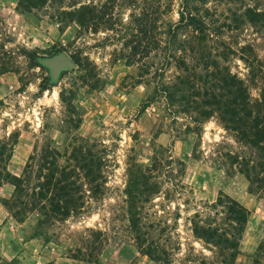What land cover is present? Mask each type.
Segmentation results:
<instances>
[{"label":"rangeland","instance_id":"rangeland-1","mask_svg":"<svg viewBox=\"0 0 264 264\" xmlns=\"http://www.w3.org/2000/svg\"><path fill=\"white\" fill-rule=\"evenodd\" d=\"M183 2L62 0L30 12L19 7L20 0H0V72L10 70L0 75V138L19 133L8 170L21 176L31 156L39 158L50 149L57 150L65 164L76 147L90 144L92 153L104 158L107 178L104 193L85 200V214L47 228L44 236L36 214L19 222L2 205L14 191L4 184L0 264H164L136 247L124 193L129 168L151 166L159 146L165 148L166 158L185 166L184 176L178 178L184 196L167 200L161 193L151 204L173 227L172 241H161L172 251L171 264L220 261L215 248L195 238L190 220L196 210L210 205L212 214L225 217L224 208L217 206L224 196L250 212L234 264H264V194L250 191L236 163L249 148L225 129L218 115L202 120L179 104L171 106L161 91L180 75L172 59L180 55L200 66L197 73L204 77V65L217 63L259 99L264 90V29L244 22L242 16L247 9H264V1L189 0L190 11L206 23L199 54L192 57V45L185 41L198 33L181 29L172 36V45L166 35V24L180 20ZM76 6L94 8L97 19L83 27L74 18L58 19L61 10ZM248 46L253 53L241 51ZM60 53L76 67L54 79L40 59ZM249 54L261 60L244 61ZM169 188L171 181L162 192ZM88 230L102 234L96 262L72 257L79 236L88 235Z\"/></svg>","mask_w":264,"mask_h":264},{"label":"trees","instance_id":"trees-1","mask_svg":"<svg viewBox=\"0 0 264 264\" xmlns=\"http://www.w3.org/2000/svg\"><path fill=\"white\" fill-rule=\"evenodd\" d=\"M49 2L62 3V0H20L19 7L31 12L44 8ZM188 2L189 0L183 2L180 20L177 23L166 24L168 28L166 35L170 36L168 44L172 45L174 44L172 36L177 35L181 29L191 28L198 33L197 37L193 36L192 39L185 41L187 45H192L188 50L192 57L199 54L204 41L202 35L206 23L200 16L190 11ZM85 10H88L87 13ZM95 14L94 8L76 6L71 11L61 10L58 19L74 18V21L83 27L86 22L91 23L97 19ZM102 18L105 20L107 16L104 15ZM242 19L255 28L264 29V9H247ZM108 20L111 23L110 27L113 28L112 19ZM194 43L198 46L196 47ZM251 49L249 46L242 47L241 51L253 53ZM172 59L179 65L180 75L175 81L164 85V89L161 90L164 98L171 106L179 104L186 112L196 113L202 120L218 115L225 129L233 132L237 140L249 148L250 153L236 163L240 172L246 176L250 191L264 194V90L259 99H253L243 80L219 67L215 62L214 67L204 65L207 71L204 77L197 73L200 66L194 62L189 63L180 55L172 56ZM243 59L261 60L256 56L252 57L251 54ZM211 67L214 71L209 69ZM250 67L254 70L256 66L252 63ZM8 71H10L8 68H3L0 75ZM144 107L145 109L148 107V102ZM18 140L17 132L0 138V188L7 183L14 187L11 198L4 199L1 203L15 220L23 222L30 215L36 214L37 228L44 236L47 228L85 214L88 210L85 200L88 197L98 198L104 193L107 183L103 170L105 161L104 158L92 153L94 145L76 147L65 164L61 163L62 156L57 150H45L39 158L31 156L23 174L17 176L8 170V163L13 157ZM164 149L162 146L154 149L155 158L151 166L133 164L129 168L124 193L129 233L136 247L152 260L171 264L172 251L161 241L164 239L168 244L172 241L173 227L151 208V204L161 193L167 200L171 197L184 196L185 188L178 178L184 176L185 166L181 162L173 161L171 157L166 158ZM170 181L172 188L162 192L165 184ZM217 206L224 208L225 212L222 214L225 213V217L212 214L209 210H212L213 206H206L203 210L195 211L190 220L192 230L195 238L217 250L220 257L217 264H234L250 212L227 196L219 198ZM168 213L167 211L166 214ZM101 236L100 231L93 230H88V235L79 236V246L72 257L96 262L102 250ZM196 264L211 263L199 260Z\"/></svg>","mask_w":264,"mask_h":264},{"label":"water","instance_id":"water-1","mask_svg":"<svg viewBox=\"0 0 264 264\" xmlns=\"http://www.w3.org/2000/svg\"><path fill=\"white\" fill-rule=\"evenodd\" d=\"M40 62L51 71L54 79H57L62 71L73 70L76 67L75 62L66 53H60L51 58L40 59Z\"/></svg>","mask_w":264,"mask_h":264}]
</instances>
